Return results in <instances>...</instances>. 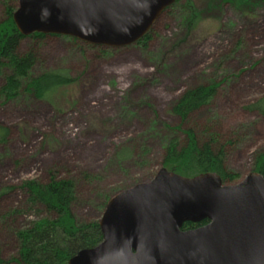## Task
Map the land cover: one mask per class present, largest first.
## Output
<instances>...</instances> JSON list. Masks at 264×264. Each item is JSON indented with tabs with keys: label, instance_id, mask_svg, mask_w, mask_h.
Returning <instances> with one entry per match:
<instances>
[{
	"label": "rangeland",
	"instance_id": "374dc122",
	"mask_svg": "<svg viewBox=\"0 0 264 264\" xmlns=\"http://www.w3.org/2000/svg\"><path fill=\"white\" fill-rule=\"evenodd\" d=\"M209 1L169 7L154 24L146 50L132 44L103 52L56 35L23 42L39 54L33 73L66 70L75 81L53 103L26 94L7 103L0 99V129H8L0 141V215L13 212L6 223L0 220L5 260L17 254L15 232L45 216L25 205V181L46 183L50 174L76 179L74 215L99 221L101 198L151 180L161 168L165 140L184 139L175 134L181 123L171 108L198 84L219 83L217 95L181 129L210 125L225 138L235 137L226 157L238 175L231 184L252 171L254 154L264 150V113L249 110L264 97V0H251L247 12L233 0L219 6ZM12 6L16 10L17 0ZM239 40L242 47L230 53ZM129 147L132 157L119 166L117 152Z\"/></svg>",
	"mask_w": 264,
	"mask_h": 264
},
{
	"label": "water",
	"instance_id": "95a60500",
	"mask_svg": "<svg viewBox=\"0 0 264 264\" xmlns=\"http://www.w3.org/2000/svg\"><path fill=\"white\" fill-rule=\"evenodd\" d=\"M176 1L17 0L13 22L25 37L121 48L142 39ZM99 228L102 241L68 264H264V177L252 171L227 185L216 173L185 178L159 170L115 194Z\"/></svg>",
	"mask_w": 264,
	"mask_h": 264
},
{
	"label": "trees",
	"instance_id": "16d2710c",
	"mask_svg": "<svg viewBox=\"0 0 264 264\" xmlns=\"http://www.w3.org/2000/svg\"><path fill=\"white\" fill-rule=\"evenodd\" d=\"M180 1L177 0L171 6ZM215 1L212 3L210 0L208 6L229 3V0ZM233 1H230L232 2L230 4L241 6L239 8L241 12L250 10L248 4L251 0ZM0 3H3V14L0 19V99L7 103L26 94L37 100L53 103V96L58 91L73 85L75 79H72L66 70H43L37 74L33 73L39 54L34 47L24 48L23 42L29 40L37 43L46 35L34 33L26 37L22 36L13 22L15 8L12 3H16V0H0ZM152 29L153 27L135 43L143 50L149 46ZM242 44V41H237L229 50L230 53H236V49L241 48ZM89 46L97 47L103 52L110 49ZM226 62L227 56L223 55L222 64ZM218 86L219 83L214 82L198 84L184 90L173 104L171 114L176 116L181 124L187 122L191 116L212 104L217 95ZM249 110L264 113V97L251 104ZM181 124L174 128V131L175 134L181 132L184 139L180 141L178 136L173 135L165 140L159 170L185 178L216 173L223 184H231L238 175L230 172L226 157L228 148L237 142L235 137L229 135L225 138L213 126L209 128L210 125L201 129L195 126L181 129ZM7 135L8 129H0V141ZM133 152L131 147L122 148L117 152L115 161L120 166L132 157ZM252 171L264 177V150L254 154ZM20 190L26 197L25 205L30 210L41 211L45 216L15 232L18 250L14 257L5 260L0 247V264H68L69 259L77 252L93 248L102 241L98 220L78 221L73 213V206L77 201L76 179L59 178L50 174L46 183L37 180L25 181ZM115 194H117L116 190L110 195H105L103 199H100V203L97 202V205H101L103 210ZM11 215L13 212H6L0 215V220L6 223ZM206 223L207 221L200 224L185 223L182 230L195 229Z\"/></svg>",
	"mask_w": 264,
	"mask_h": 264
}]
</instances>
